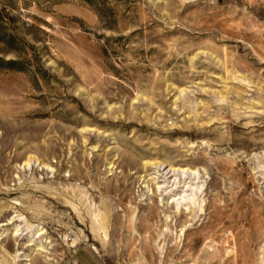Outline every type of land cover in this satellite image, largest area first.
I'll return each instance as SVG.
<instances>
[{
  "label": "rangeland",
  "instance_id": "1",
  "mask_svg": "<svg viewBox=\"0 0 264 264\" xmlns=\"http://www.w3.org/2000/svg\"><path fill=\"white\" fill-rule=\"evenodd\" d=\"M0 264H264V0H0Z\"/></svg>",
  "mask_w": 264,
  "mask_h": 264
},
{
  "label": "bare ground",
  "instance_id": "2",
  "mask_svg": "<svg viewBox=\"0 0 264 264\" xmlns=\"http://www.w3.org/2000/svg\"><path fill=\"white\" fill-rule=\"evenodd\" d=\"M152 163V162H151ZM153 164H155V163H153ZM144 165V164H143ZM154 168V167H153ZM167 169H172V167L170 166V168H167ZM162 170H163V168H162ZM174 170H172V172H173ZM183 171V170H182ZM185 172H186V170H185ZM155 179H154V177H151V178H148V182H147V187L149 186V183L151 182V181H154Z\"/></svg>",
  "mask_w": 264,
  "mask_h": 264
}]
</instances>
